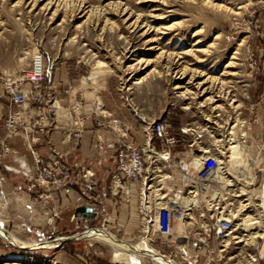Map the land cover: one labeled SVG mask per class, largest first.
<instances>
[{"label":"rangeland","instance_id":"rangeland-1","mask_svg":"<svg viewBox=\"0 0 264 264\" xmlns=\"http://www.w3.org/2000/svg\"><path fill=\"white\" fill-rule=\"evenodd\" d=\"M29 1L0 0V81L6 95L9 82L25 79L35 53L42 51L47 78L40 88L45 92L42 106L46 111L60 108L66 113L101 115L104 120L111 110L130 120L144 116L147 124L169 108L180 111L187 106L185 109L195 117H203L213 143L218 108L230 101L233 92L239 95L242 90L236 81L243 75L238 71L241 66L236 62L240 59L237 54L253 46L249 37L259 30L258 13L264 10V0H58L51 6L50 0H37L34 5ZM250 14L255 16L250 31L235 26ZM234 50L238 52L235 55ZM94 72L96 79H88ZM58 75L60 80L76 82L70 86L67 81V88L59 91ZM28 82L25 80L24 85ZM78 85L82 91L74 90ZM68 89L75 91V104L61 99L69 96ZM27 92L30 98L31 89ZM57 101L59 106L55 107ZM168 119L173 122L170 116ZM161 148L156 173L164 175L172 169V158L163 160L160 155L165 147L161 144ZM213 148L209 151L216 152L215 144ZM199 152L179 154L181 164L191 165ZM230 152L222 157L228 167ZM162 161L166 163L163 168ZM249 171L256 174L253 182L229 173L234 180L229 192L245 188L248 195L214 199L208 208L189 207L190 222L177 215L167 216L155 227L156 218L161 221L163 207L158 199L149 200L148 207L142 202L143 209L152 210L148 214L151 218L148 210L144 211V232L138 242L125 240L134 243L129 247L112 246L89 234L94 228H104L103 217L93 225L46 234L3 225L29 245L13 242L0 233V264H133L116 258L128 249L139 251L142 264H217L212 259L215 255L196 258L201 234L195 229L207 220V213L218 210L234 218L236 226V237L231 239L221 264H264V232L253 238L246 226L256 218V225L264 230V169ZM191 173L185 181L188 187L200 180L199 167ZM214 176L208 182L220 185ZM195 213L203 217L197 218ZM108 231L124 240L119 233ZM142 240L147 242L141 244L145 250L135 247Z\"/></svg>","mask_w":264,"mask_h":264},{"label":"crops","instance_id":"crops-1","mask_svg":"<svg viewBox=\"0 0 264 264\" xmlns=\"http://www.w3.org/2000/svg\"><path fill=\"white\" fill-rule=\"evenodd\" d=\"M257 26L259 30L249 37L252 38L253 46L239 53L234 50L233 54L238 53L240 57L236 62L240 64L238 71L243 75L236 81L242 90L239 95L233 92L228 97L230 101L222 109L218 108L216 143L210 139V133L202 122L203 117H195L185 109L187 106H183L180 111L169 108L163 114L154 115V122L147 124L144 123V116L138 115L135 120H130L127 115L110 110L106 112L104 120L116 121L119 127L114 124L113 127H102L97 124L101 115H83L78 111L66 113L63 110L60 114L46 111L42 106L45 92L40 87L43 84L35 87L30 82L26 83V91L31 89L29 101L15 105L10 95L5 94L4 85L0 81V223L5 227L15 225L43 234L69 231L90 223L78 211L81 206L88 205L98 212L94 224L103 217L104 229L119 233L124 239V246L128 247L134 243L125 240L137 241L140 233L144 232L146 215L143 199H169L172 206L179 209L177 216L184 222H190V208H208L214 199L240 197L239 192H229L230 186L221 188L210 182L205 185L201 180L186 186L185 181L192 173L183 169L189 164H181L183 161L179 154L206 150L215 144L217 152L220 154L222 151L220 155L224 157V154H229L232 144L240 143L246 160L238 163V166L264 169V10L260 9L258 13ZM250 55L257 60L254 69L248 65ZM57 77L59 91L67 88V81L70 86L76 82V79L60 80L59 75ZM81 87L74 86V90L82 91ZM68 90L69 96L61 99L69 105L75 104V91ZM11 111L18 112L26 124H34L35 127L11 132L5 125ZM167 116L173 121L171 131L177 139L170 148L172 160L169 162L172 166H169L172 169L159 175L153 169L152 157H149L147 164L148 175L153 176L151 180L134 181L123 177L122 185H118L117 153L121 143L128 141L161 150L153 125L157 120L168 119ZM199 132L203 135L197 137ZM6 146L10 147V151H4ZM56 161H66L70 165L72 175L68 184L51 190L43 187L30 190V178L37 174L40 163L53 166ZM165 164L162 161L160 167H165ZM85 180L91 183L90 188L83 187ZM262 181L264 183V179ZM223 212L218 210L207 213L204 216L207 220L195 230L203 231V226L211 218ZM195 216L199 218L202 215L195 213ZM201 254L197 252L196 258L197 255L203 257Z\"/></svg>","mask_w":264,"mask_h":264},{"label":"built area","instance_id":"built-area-1","mask_svg":"<svg viewBox=\"0 0 264 264\" xmlns=\"http://www.w3.org/2000/svg\"><path fill=\"white\" fill-rule=\"evenodd\" d=\"M247 20L240 22L239 20L235 23L236 27L244 28L247 31H250L251 24L255 19V16L250 14L247 16ZM248 65L251 69L256 68L257 60L254 56L250 55ZM46 60L45 55L42 51H37L33 57V62L31 68L28 70V73L25 79L18 81L9 82L8 92L11 98V101L15 105H22L28 101L29 95L24 87L25 80L29 81L31 84L36 87L41 83L46 81ZM99 126L113 127L112 121L107 120H97ZM6 127L13 133H16L22 129H30L35 127L34 124H26L25 121L21 118L18 112L11 111L8 114V117L5 122ZM172 123L169 119L164 118L157 120L153 125V132L156 137L160 140V143L165 147L164 153H168L170 159V147L173 146L177 139L171 131ZM203 133L199 132L197 137L202 136ZM195 149V148H194ZM213 149L214 148H210ZM5 152L10 151V147L6 146L4 148ZM206 153L203 155L199 163V178L201 181L204 179H210L219 171L223 175L228 176L223 172L224 169V159L216 151H209L206 149ZM158 150L155 147L147 146H138L135 143L124 141L121 143V148L118 150V173L116 174V183L122 185V179L127 178L134 181H143L151 180L153 176L148 175V158L152 157L154 170L157 168V156ZM163 153V154H164ZM162 154V155H163ZM38 168L37 174L34 177L30 178V183L28 188L30 190L38 189L43 187L45 189L51 190L55 188L65 187L72 175L70 165L66 161H56L53 166H48L47 163L42 162ZM151 185V184H150ZM84 188H90L91 183L87 180L83 183ZM142 202L144 205L149 206V200L143 199ZM164 208V209H163ZM159 215L162 214L161 222L163 218L169 216H176L177 212L173 207H163ZM144 211L148 209L144 208ZM224 211V210H223ZM152 213V210L147 211V215ZM98 216V212L96 211ZM151 218V215H148ZM212 220L203 226V231H200V238L196 244V251L203 256H207L208 259L212 258V255H215L213 261L221 264L223 260V254L228 249L231 239L236 237L234 231L236 230L234 218L229 217L227 214L223 216H216L211 218ZM85 221L89 219L85 218ZM163 223V222H162ZM203 232V233H202ZM221 253V256H219ZM217 255V256H216ZM198 257V255H197ZM218 258V259H217Z\"/></svg>","mask_w":264,"mask_h":264},{"label":"bare ground","instance_id":"bare-ground-1","mask_svg":"<svg viewBox=\"0 0 264 264\" xmlns=\"http://www.w3.org/2000/svg\"><path fill=\"white\" fill-rule=\"evenodd\" d=\"M21 1H24L26 2V0H21ZM37 0H30L29 2L27 3H32L33 5L36 3ZM58 0H50L48 5L51 6V5H54ZM199 40V39H198ZM184 51V50H183ZM181 57V55H180ZM99 72V71H98ZM96 72H94L91 76L88 77V79H96L97 75L95 76ZM101 104V102L99 103ZM98 104V105H99ZM55 107L57 105V107L59 106V102L57 101L56 104H54ZM102 108V107H101ZM56 113L57 114H60L62 113L60 108L56 109ZM230 158L227 160V163L229 164V167H228V171L229 173H233L240 177L239 179L241 180H244L247 181V182H253L256 178V174H250V171H249V167H239L238 166V163H244V160H246V155H245V151H244V148L241 146L240 143H235V144H232L230 146ZM207 151L206 150H200L199 154L197 155V157L195 158V161L193 163H191V165H188V166H184L183 169L185 170H188L189 172L192 171V169H196L197 167H199V163L203 157V155L206 153ZM161 153L160 157H164V159H167L169 158V155L168 153ZM236 163V164H235ZM248 163V162H247ZM214 179H216V181H218V183L220 184L221 188L223 187H227V186H232L234 185V180L233 178L229 177V176H225L223 175V173H221L220 171L215 174L214 176ZM206 187V186H205ZM261 188V187H260ZM262 192H263V205H264V183H263V186H262ZM186 192V191H185ZM184 192V193H185ZM157 194V193H156ZM249 193H247L246 189L245 188H240L239 190V193H238V196H243V195H248ZM166 195V194H164ZM165 197V196H164ZM185 197V196H184ZM171 198V197H170ZM250 198V196L246 197L244 200H248ZM159 200V205L161 207H174L172 206L173 203L171 200L169 199H158ZM191 200H189L190 202ZM192 202V201H191ZM199 202V201H198ZM178 203V202H177ZM176 203V204H177ZM195 203H197L195 201ZM194 203V204H195ZM252 203V202H251ZM175 204V205H176ZM185 206V205H184ZM192 206H193V203H192ZM191 207V205H190ZM190 214H192L191 212H189ZM234 214V213H233ZM159 216V215H158ZM158 218H156V222H155V227H157V223H160L161 221L157 220ZM263 219V218H262ZM259 221L256 219V218H252L250 222H247L246 226L248 228V226L250 227V229L248 228V230H250V233L252 234L253 238L256 236V235H260L261 233L264 232V230H261L259 228L258 225H256ZM162 223V222H161ZM178 228H180V225L178 224L177 225ZM252 229V231H251ZM247 230V229H246ZM0 233L5 237V238H8L10 239L11 241L13 242H18V243H22V244H25V245H29L28 242H25V241H22L20 238H18L15 234H13L11 231H9L8 229H6L2 223H0ZM83 235L85 234L84 233H81ZM88 234V232H87ZM90 235H93L95 238H98V239H102L106 242H108L109 244H111L112 246H116V247H123L125 244L123 241H121L120 239H117V237L114 236V234H112L111 232H109L108 230L104 229V228H94L92 229L90 232H89ZM251 238V237H250ZM58 240V239H57ZM140 244H137L135 245V247H137V249L139 248L140 250L143 249L145 250V248H142V245L145 246V244L147 243L146 240H142L141 242H139ZM143 243V244H142ZM43 244V243H42ZM44 244H47L48 246L50 245H53L49 242H44ZM142 244V245H141ZM141 245V246H140ZM126 246V245H125ZM129 247V246H128ZM129 250V249H128ZM123 251L121 252L120 254H118L116 256L117 259L123 261V262H128V263H133V264H142L141 262V259L139 258L138 254L139 251H136L137 253H132L130 251ZM154 250V249H153ZM150 249V253L151 254H154L152 253V251ZM155 251V250H154ZM143 252V251H142ZM21 261V260H20ZM37 261V260H36ZM9 264H18V262H9Z\"/></svg>","mask_w":264,"mask_h":264},{"label":"water","instance_id":"water-1","mask_svg":"<svg viewBox=\"0 0 264 264\" xmlns=\"http://www.w3.org/2000/svg\"><path fill=\"white\" fill-rule=\"evenodd\" d=\"M79 215L82 217V218H87L90 220V224H94L95 221H94V218L96 217L97 213L96 211L93 210V208L91 206H88V205H84V206H81L79 209Z\"/></svg>","mask_w":264,"mask_h":264},{"label":"flooded vegetation","instance_id":"flooded-vegetation-1","mask_svg":"<svg viewBox=\"0 0 264 264\" xmlns=\"http://www.w3.org/2000/svg\"><path fill=\"white\" fill-rule=\"evenodd\" d=\"M223 172L229 176L228 166L226 164V160L224 159V169ZM208 179H204V184L207 185Z\"/></svg>","mask_w":264,"mask_h":264}]
</instances>
